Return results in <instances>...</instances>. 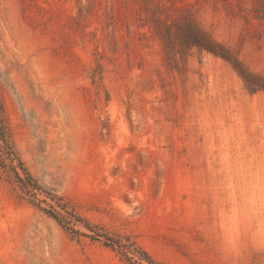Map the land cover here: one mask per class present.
<instances>
[{
  "label": "rangeland",
  "instance_id": "rangeland-1",
  "mask_svg": "<svg viewBox=\"0 0 264 264\" xmlns=\"http://www.w3.org/2000/svg\"><path fill=\"white\" fill-rule=\"evenodd\" d=\"M189 25L264 79V0H0V121L65 206L0 166V264H264V90Z\"/></svg>",
  "mask_w": 264,
  "mask_h": 264
},
{
  "label": "trees",
  "instance_id": "trees-1",
  "mask_svg": "<svg viewBox=\"0 0 264 264\" xmlns=\"http://www.w3.org/2000/svg\"><path fill=\"white\" fill-rule=\"evenodd\" d=\"M183 43L186 46L188 50L190 49H196L198 52H206L209 54H212L214 56L220 57L224 59L225 61L229 62L232 67L235 69L239 77L243 80L246 88L249 90V92L253 93L256 91L264 90V79H261L250 72H248L243 66L236 60H233L230 57V54L227 50H225L221 45L217 44L213 40H211L209 37H207L203 32H201L199 29L194 27L193 25H189L185 32V38L183 39ZM0 166L2 169L9 175L12 176L15 181L26 190L28 194L30 192L27 189H31L37 194H40L44 196L46 200H50L57 206L64 208V204L62 203V199L58 196L51 194L50 192H47L42 187H40L36 180L32 177L30 172L26 169L23 162L19 159V156L17 152L14 150L13 145L10 141V136L6 128L3 126V124L0 121ZM20 171L21 175L18 173ZM33 205H36L38 207V204H36L34 201L31 202ZM46 214H48L50 217L57 219L51 214V212L47 210H42ZM89 229H93L87 224ZM92 231V230H91ZM97 236L100 237V234H97V232H94ZM108 242H103V245L105 247L113 248L112 244H108L110 242L117 243L119 246H123L121 242H113L107 239ZM134 246V244H131V246ZM137 253L140 254V261H147L148 263H153L151 258L143 251L139 250V248L136 247ZM129 251V250H128ZM131 253V252H130ZM132 254V253H131Z\"/></svg>",
  "mask_w": 264,
  "mask_h": 264
}]
</instances>
